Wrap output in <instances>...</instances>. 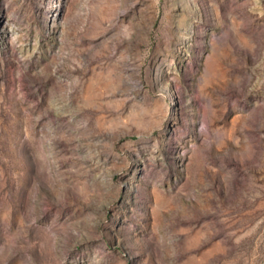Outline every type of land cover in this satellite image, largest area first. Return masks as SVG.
<instances>
[{
  "label": "rangeland",
  "instance_id": "1",
  "mask_svg": "<svg viewBox=\"0 0 264 264\" xmlns=\"http://www.w3.org/2000/svg\"><path fill=\"white\" fill-rule=\"evenodd\" d=\"M0 264H264V0H0Z\"/></svg>",
  "mask_w": 264,
  "mask_h": 264
}]
</instances>
